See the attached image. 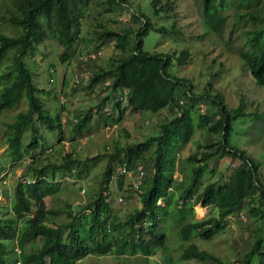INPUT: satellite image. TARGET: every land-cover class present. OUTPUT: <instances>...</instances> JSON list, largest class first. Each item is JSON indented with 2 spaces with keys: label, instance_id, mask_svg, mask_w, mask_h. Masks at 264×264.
<instances>
[{
  "label": "trees",
  "instance_id": "obj_1",
  "mask_svg": "<svg viewBox=\"0 0 264 264\" xmlns=\"http://www.w3.org/2000/svg\"><path fill=\"white\" fill-rule=\"evenodd\" d=\"M93 1L101 6L97 15L89 12ZM134 1L10 0L6 12L0 14V19L15 30L12 33L0 27V63L12 51L10 67L0 72V111L18 108L22 100L25 102L13 119L5 123L6 156L12 164L28 154L33 157L23 172L25 180L17 179L14 183L13 203L10 206L0 203V264H76L91 252L148 256L166 249L168 236L164 223H175L183 240L194 236L211 239L225 227L228 215H239L244 208L258 219V232L249 250L237 260L238 264H252L254 254L259 256V263L264 264V183L259 177V164L244 149L231 145L228 139L231 121L241 114L243 106L240 103L230 107L223 94L211 93V81L201 94H196L187 78L171 73L170 64L174 60L183 63L188 58L187 48H182L174 57V52L149 51L143 47L144 36L151 29L182 39L183 30L176 20V0H149V11H144ZM230 1H237L238 6H249L259 5L262 0H201L203 15L212 31L217 32L223 25L226 15L222 9ZM86 14L92 21L88 36H83L82 18ZM117 15H127L128 24L123 21L111 26L110 22H118ZM154 16L161 21H153ZM259 30L252 31L254 35L249 36L251 48L241 49L239 55L255 81L264 86V36L259 40ZM51 33L64 44L60 54L62 61L80 52V42L94 50L111 43L118 50L108 66L96 65L89 76V90L101 84L108 89L97 103V123H116L127 109L124 99L127 106L136 110L155 112L167 107L172 113L159 124V132L108 153L127 169H135L147 161L151 167V174L139 183L141 206L126 214L123 221L111 214L110 202L103 192L109 187L111 166L103 171L95 195H85V204L79 205V210H74L68 202L65 209L40 207L41 201L56 189L57 177L71 171L72 164L78 161L69 152L63 155L62 162H38L40 157L34 158V150L45 142L43 128L57 131L58 138L62 134L60 114L57 111L52 114L46 106L40 92L48 91L35 83L25 60ZM180 96L190 101L182 104ZM204 97L211 98L217 106V116L197 111V125L214 138L198 144L186 156L192 164L191 177L176 195L170 189L172 156L193 136L195 102ZM109 99L114 101L119 116L114 112L102 113L101 105ZM92 119L87 111L77 114L73 133L81 135L90 130ZM226 155L239 160L228 176L224 180L204 181L203 174L210 162ZM94 157L96 155L86 159ZM4 168L5 165H0V174ZM73 174L81 176L82 171ZM198 202L215 207L217 214L194 218V206ZM86 208L88 212L85 213ZM62 215L64 221H55ZM15 244L20 248L16 256L19 262L7 257ZM189 258L234 264L210 250L199 248L194 242L181 248L174 264ZM127 260L128 264H133L130 258Z\"/></svg>",
  "mask_w": 264,
  "mask_h": 264
},
{
  "label": "rangeland",
  "instance_id": "obj_2",
  "mask_svg": "<svg viewBox=\"0 0 264 264\" xmlns=\"http://www.w3.org/2000/svg\"><path fill=\"white\" fill-rule=\"evenodd\" d=\"M135 4L142 7L144 11L150 10L149 0H135ZM227 7L222 9L226 15L221 28L214 32L208 26L202 12L201 0H176L177 24L183 30L182 39L163 35L151 29L144 36L143 47L146 50H162L173 53L174 57L182 48L189 50V56L183 63L174 60L170 64V71L178 76H183L192 84V90L201 94L211 81L213 88L211 93L220 92L230 107L242 104L241 114L235 116L231 123L232 129L228 135L231 145L244 149L259 164V177L264 183V86L258 84L253 78L249 68L244 64L239 55L241 49H250L249 36L254 35L256 29L259 40L264 36V0L259 5L238 6L237 1L227 2ZM10 0H0V14L6 12ZM100 5L93 1L89 12L97 15ZM256 18H255V17ZM118 22H110L111 26L128 24L127 15H117ZM156 23L161 20L157 17L152 19ZM91 16L82 18V35L88 36L91 28ZM14 33L15 30L0 19V27ZM5 29V31H7ZM254 31V33H252ZM64 49L55 34L41 42L31 56H26V65L31 69L35 83L43 90L40 96L45 100L46 106L54 114L59 112L62 121V134L57 137L58 132L43 128L45 142L34 150V158L38 162H62L63 155L71 153L78 159L72 164L71 171L64 176H58L56 189L51 196H46L40 203L41 208L55 206L58 209L66 208L70 203L74 210H79V205L85 204V195H95L99 189L103 171L107 166L112 168V177L106 193L110 202V212L123 221L126 214L133 211L135 207L141 206V188H135L133 182L142 183L144 177L151 174L150 163H141L135 169L123 170L124 165L111 158L108 153L115 151L117 147L129 142L141 140L149 135L159 132V124L171 117V111L161 108L158 111L149 109L136 110L126 105L125 113L119 117L116 123H97L98 102L108 89L105 84L98 85L93 89L87 87L91 71L96 65L108 66L111 58L118 54L111 43L99 49H92L90 45L79 43L80 52L72 55L70 60L62 61L60 54ZM0 63V72L10 67V56ZM53 68V73L49 72ZM216 73L214 76L213 74ZM78 74L79 82L75 81ZM53 76V80L50 77ZM1 84V80H0ZM182 104L190 100L180 96ZM113 100L109 99L101 105L104 115L114 112ZM15 109L0 111V165H5L0 174V203L10 206L13 203V186L17 179L25 180L23 174L27 165L33 158L30 154L25 159L12 164L6 156L5 123L11 121L15 112L25 106L24 100ZM194 110L195 132L184 148L174 152L172 156L171 172L173 183L171 191L176 195L180 193L183 186L191 177L192 164L186 156L194 151L198 144L211 140L212 135L207 136L204 128L197 125V111L207 113L209 116H217V106L211 98L204 97L195 102ZM87 111L93 116L92 128L84 131L81 135H75L72 126L76 115ZM99 154V155H97ZM94 159H86L95 156ZM238 158L229 155L219 160L210 162L208 169L203 174L204 181L224 180L231 169L238 162ZM81 170L82 174L74 175ZM141 170L143 173H141ZM72 172V173H71ZM83 187L85 190H83ZM161 201V200H160ZM247 205V200H245ZM83 212H88L86 208ZM244 217L237 219L233 224H225V227L213 238L206 239L199 236L188 240L181 239L175 223H164L167 240L166 249L157 250L155 254L144 256L142 254L127 255L125 253L108 252L98 254L91 252L77 260L76 264H128V258L133 264H174L179 258L181 248L190 242H194L199 248L210 250L224 261H233L238 264L245 252L250 248L253 236L258 232V219L248 209L241 210ZM217 214L213 206H203L198 202L194 206V218H203ZM65 216L56 217L55 221H64ZM163 225V226H164ZM8 243H10L8 241ZM20 248L14 245L13 251L7 254L12 260L19 254ZM180 260V259H179ZM259 256H252V264H260ZM177 263V260H176ZM181 264H216L212 261H199L194 258L181 259Z\"/></svg>",
  "mask_w": 264,
  "mask_h": 264
},
{
  "label": "built area",
  "instance_id": "obj_3",
  "mask_svg": "<svg viewBox=\"0 0 264 264\" xmlns=\"http://www.w3.org/2000/svg\"><path fill=\"white\" fill-rule=\"evenodd\" d=\"M52 68H50L49 69V72L51 73L52 72ZM51 79V78H50ZM75 81L76 82H79V76H78V74H76V76H75ZM123 170H126V167L124 166L123 167ZM141 173H143V171L141 170ZM133 186L135 187V188H138L139 187V182L138 181H135V182H133ZM85 188L83 187V190H84ZM170 189H171V187H170ZM241 217H244V214L243 213H241V214H239V215H237V214H230V215H228L227 216V220H228V222H229V224H233L238 218H241Z\"/></svg>",
  "mask_w": 264,
  "mask_h": 264
}]
</instances>
